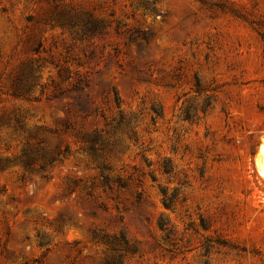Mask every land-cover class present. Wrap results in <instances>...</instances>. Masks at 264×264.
<instances>
[{
	"label": "rangeland",
	"instance_id": "374dc122",
	"mask_svg": "<svg viewBox=\"0 0 264 264\" xmlns=\"http://www.w3.org/2000/svg\"><path fill=\"white\" fill-rule=\"evenodd\" d=\"M263 143L264 0H0V264H264Z\"/></svg>",
	"mask_w": 264,
	"mask_h": 264
},
{
	"label": "trees",
	"instance_id": "16d2710c",
	"mask_svg": "<svg viewBox=\"0 0 264 264\" xmlns=\"http://www.w3.org/2000/svg\"><path fill=\"white\" fill-rule=\"evenodd\" d=\"M12 95L14 97L22 96V94L18 91L13 92ZM96 140V137L89 140V146L85 148L86 151L93 155L95 154L94 143L96 142ZM22 152V156L12 160L5 159V161L8 163H18L21 166L23 170V174L21 177L22 181H24L29 174H37L42 179L47 181L51 178L49 169L52 164L56 161L62 162V160H60V157L65 158L66 155H69L71 153V148L66 146L64 148L58 149L56 152L45 155L44 146H42L40 143H37L36 145L27 144ZM1 164L2 160H0V166Z\"/></svg>",
	"mask_w": 264,
	"mask_h": 264
},
{
	"label": "bare ground",
	"instance_id": "6f19581e",
	"mask_svg": "<svg viewBox=\"0 0 264 264\" xmlns=\"http://www.w3.org/2000/svg\"><path fill=\"white\" fill-rule=\"evenodd\" d=\"M258 154L257 165L259 170L261 171V174L264 176V143L263 145L259 146Z\"/></svg>",
	"mask_w": 264,
	"mask_h": 264
}]
</instances>
